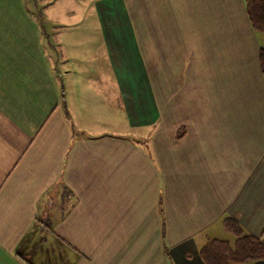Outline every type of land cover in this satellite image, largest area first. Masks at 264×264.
<instances>
[{
    "label": "crops",
    "instance_id": "0c3cea01",
    "mask_svg": "<svg viewBox=\"0 0 264 264\" xmlns=\"http://www.w3.org/2000/svg\"><path fill=\"white\" fill-rule=\"evenodd\" d=\"M29 1L0 0V264H203L226 219L264 244L243 0H73L60 22Z\"/></svg>",
    "mask_w": 264,
    "mask_h": 264
},
{
    "label": "trees",
    "instance_id": "16d2710c",
    "mask_svg": "<svg viewBox=\"0 0 264 264\" xmlns=\"http://www.w3.org/2000/svg\"><path fill=\"white\" fill-rule=\"evenodd\" d=\"M246 14L254 32L264 36V0H245ZM260 72L264 79V44L258 52ZM225 228L234 235V241L209 239L199 249L203 264H246L264 261V244L243 232L233 219L225 220Z\"/></svg>",
    "mask_w": 264,
    "mask_h": 264
},
{
    "label": "rangeland",
    "instance_id": "374dc122",
    "mask_svg": "<svg viewBox=\"0 0 264 264\" xmlns=\"http://www.w3.org/2000/svg\"><path fill=\"white\" fill-rule=\"evenodd\" d=\"M29 2L33 4L34 15L39 18L37 20L46 19V20L57 21V22L58 21L60 22L61 20L72 21L73 17L71 13L73 11L78 12L76 11V8H77L76 1L73 2V0H30ZM44 2L47 3L46 7H43V4H45ZM243 4H244V8H246L245 0H243ZM245 12H246V9H245ZM39 22L43 23L41 21ZM43 24H45L44 28L47 29L48 28L47 24L46 23H43ZM180 29H186V27L180 28ZM251 29L253 30L252 27ZM48 30L50 31L49 35L52 36L53 34L51 32L55 31V29L48 28ZM254 34H255V38L258 43V47L260 48V46L264 44V36L263 34L259 32H254ZM234 37L235 35L231 36V38H234ZM177 45H180V44H177ZM184 46H187V50H184ZM172 54H173V58L171 60H173V62L171 63L170 66L174 68L176 71H179L176 75H174L175 83L179 87L180 85L183 84V82L184 83L188 82V40L183 43V50L180 49V47L174 45L172 48ZM164 66L165 68H169L168 62L164 64ZM184 71H186V73ZM133 80H134V75H132V78H131V81ZM132 84L135 86L137 84V80L134 81ZM182 97H183L182 94L179 92L177 88L176 99L180 100L182 99ZM221 234L222 233H219L216 239L226 240V241H232L234 239L232 235L226 232L224 233L225 234L224 236H219Z\"/></svg>",
    "mask_w": 264,
    "mask_h": 264
}]
</instances>
